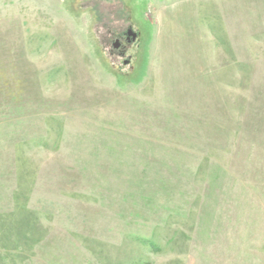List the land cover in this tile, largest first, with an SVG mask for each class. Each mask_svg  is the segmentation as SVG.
I'll use <instances>...</instances> for the list:
<instances>
[{
  "label": "rangeland",
  "instance_id": "rangeland-1",
  "mask_svg": "<svg viewBox=\"0 0 264 264\" xmlns=\"http://www.w3.org/2000/svg\"><path fill=\"white\" fill-rule=\"evenodd\" d=\"M0 264H264V0H0Z\"/></svg>",
  "mask_w": 264,
  "mask_h": 264
},
{
  "label": "flooded vegetation",
  "instance_id": "flooded-vegetation-1",
  "mask_svg": "<svg viewBox=\"0 0 264 264\" xmlns=\"http://www.w3.org/2000/svg\"><path fill=\"white\" fill-rule=\"evenodd\" d=\"M105 43H109L113 39L111 54L115 53L122 58L123 64H130V55H126L128 48L138 40L140 32L133 30L132 24L125 25V28L119 31L108 30V33L104 35ZM112 42V41H111ZM126 57V58H125Z\"/></svg>",
  "mask_w": 264,
  "mask_h": 264
}]
</instances>
